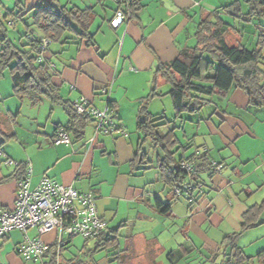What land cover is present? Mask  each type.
I'll return each instance as SVG.
<instances>
[{
	"label": "crops",
	"instance_id": "1",
	"mask_svg": "<svg viewBox=\"0 0 264 264\" xmlns=\"http://www.w3.org/2000/svg\"><path fill=\"white\" fill-rule=\"evenodd\" d=\"M48 1L23 0L25 9L18 22L24 24V30L32 22L30 9ZM234 1L140 0L135 15L114 28L111 20L118 7L114 0H71L77 6L95 10L91 26L95 43L89 46L80 39L51 42L45 57L53 64V79L73 102L84 97L91 107L104 110L109 100L113 101L115 120L123 124L125 131L96 134L94 123L83 139L55 144L57 128L69 119L60 105L44 97L33 104L29 98L16 97L12 90L4 97L0 94L4 99L0 105L3 128L15 132L1 146L0 211L14 208L20 180L28 177L30 188H35L47 176L79 191L92 192L109 231L118 230V244L123 251L115 258L111 246L101 250L96 254L103 252L101 257L95 255L99 264H223L224 238L239 231L243 214L264 200V113L250 112H261V108L249 107L248 96L233 87L225 96L216 97L212 112L204 118L191 119L197 124L195 136L203 137L191 154L206 152L214 170L211 175L207 171L202 173L193 205L181 197L174 199V191L161 179L158 155L151 157V164L145 168L133 170L132 160L141 133L137 130V140L131 134L141 99L149 95L155 84L159 93L169 91V82L161 75L157 77V66L176 59L183 48L196 46L200 22ZM239 1L243 11L248 12V4ZM11 10H15V0H0V20ZM222 17L234 22L231 16ZM255 19L247 24L252 32V26L257 29L264 25V18L258 19V23ZM256 37L250 36L254 44ZM13 95L20 103L13 105V99L6 104L5 97ZM158 97L149 104L153 113H160L153 101ZM192 141H196L195 137ZM216 148L218 156L213 153ZM6 158L15 163H6ZM20 165H24L23 170ZM215 165H220V170ZM245 169L254 173L248 183L244 177L240 181L234 178L243 175ZM24 170L26 175L22 176ZM157 199L164 205L171 201V211H160ZM22 235V230L13 229L0 239V264L27 262L19 252ZM41 238L48 244L54 243L57 232L50 231ZM75 238L81 237L70 239L65 248H70ZM81 239L82 254L86 239ZM92 239L87 242V250L94 248L96 240L91 244ZM238 240L249 259L247 264H264V219L244 231Z\"/></svg>",
	"mask_w": 264,
	"mask_h": 264
},
{
	"label": "trees",
	"instance_id": "2",
	"mask_svg": "<svg viewBox=\"0 0 264 264\" xmlns=\"http://www.w3.org/2000/svg\"><path fill=\"white\" fill-rule=\"evenodd\" d=\"M129 1H131L129 18L131 19L141 2ZM115 2L118 4L117 9L123 7L122 3ZM244 2L249 6L248 12H244L241 1L236 0L211 13L199 24L196 46L183 48L176 59L162 62L157 66V77L163 76L171 85L170 90L164 94H170L177 117L186 111L199 113L206 106L216 104L215 97L225 96L233 87L243 90L248 96L249 107H264V25L258 27L254 48H250L243 40L247 24L255 18H264V0H244ZM24 7L23 0H15L16 11H8L0 20V68L10 67L14 94L20 99L29 98L33 104H37L44 97L53 104L60 105L69 119L66 124L57 128V132L63 127L74 141L81 140L85 137L87 126L91 121H95V118L88 110L80 113L74 102L63 95L60 85L53 79L55 76L53 67L47 61L45 53L50 43L56 41L68 42L70 39H80V41L84 40L86 45H93L95 33L91 31V26L96 12L92 7L77 6L71 0H49L36 5L29 11L33 12L32 22L26 25L23 34L19 32L21 39L26 38L29 42L19 46L10 37L5 23L11 20V24L16 25ZM222 14L231 16L234 22L226 21ZM67 33L73 36L69 38L66 36ZM45 40L48 41L47 44ZM41 56L43 60L39 61ZM164 94L158 92L155 84L149 95L141 99L137 113V130L141 133V138L132 166L133 170H137L151 164L149 152L143 148L144 143L151 140L154 147L160 148L161 151L158 153L157 165L161 179L170 187V191H174V199H176L183 196L177 195L175 186L180 185L187 178L186 173L181 169L183 160L187 159L194 164V179L197 184L201 182L200 177L203 172H210L211 175L214 170L213 162L206 152L195 155L194 151L189 156L183 154L179 160L176 159L175 148L181 147L186 150L194 147V142L193 138H189L186 145L181 144L175 133V127L169 126L171 120L167 119L165 113H153L150 110L151 99ZM114 106L113 101L109 100L108 107L112 109ZM4 125L0 116V150L5 142L15 136V132L5 130ZM124 129L123 124L120 123L116 131H125ZM20 166L23 170L24 165ZM21 173L22 176L26 175L25 170ZM184 197H187L191 205L196 202L195 198ZM157 206L164 213L171 211V201L164 205L163 201L157 199ZM263 219L264 200L251 206L243 214L239 231L224 238L226 260L223 264H247L249 259L238 243L239 236L249 228L261 224ZM116 232L118 230L109 231L108 228L106 232L93 238L96 241L94 248L90 250H87L89 239H86L83 258L78 254L71 258H65L63 255L64 250L67 249L65 246L74 236L67 238L64 245L59 246L56 241L49 244L41 261L43 264H99L95 255L110 246L114 250L112 255L116 258L123 251L119 247ZM110 259L113 260L114 257L111 256Z\"/></svg>",
	"mask_w": 264,
	"mask_h": 264
},
{
	"label": "built area",
	"instance_id": "3",
	"mask_svg": "<svg viewBox=\"0 0 264 264\" xmlns=\"http://www.w3.org/2000/svg\"><path fill=\"white\" fill-rule=\"evenodd\" d=\"M114 1L122 3L123 6L117 9L111 20V25L118 28L131 16V1L126 0L125 3L124 0ZM45 43L47 44L48 41L45 40ZM41 60H43L42 56L39 61ZM74 106L80 113L88 110L94 116L96 134H110L120 126L115 120L113 110L108 106L104 110L90 107L89 101L84 97L74 102ZM53 142L70 144L72 138L68 131L60 127ZM0 153L3 154L1 150ZM5 162L15 163L11 158H6ZM214 168L220 170L221 166L215 165ZM181 169L186 173L187 178L180 185L175 186V192L177 195L193 199L195 190L201 187V184H197L194 179V164L187 159L183 160ZM107 225V220L99 214L96 197L92 192L79 191L71 185L58 183L47 176H44L35 188H30L28 177L20 180L14 208L0 211V239L13 229L22 230L25 240L19 252L26 261L41 260L49 248V244L44 242L41 236L50 231L57 232V243L60 246L64 245L71 236L95 238L107 231ZM30 228H36L39 236L31 238L28 234Z\"/></svg>",
	"mask_w": 264,
	"mask_h": 264
},
{
	"label": "rangeland",
	"instance_id": "4",
	"mask_svg": "<svg viewBox=\"0 0 264 264\" xmlns=\"http://www.w3.org/2000/svg\"><path fill=\"white\" fill-rule=\"evenodd\" d=\"M255 21L258 23L259 20L255 19ZM19 24H22V23L21 22H17V25L13 26L11 24V20H9L7 23H5V26L9 30V35L13 39L15 44H17L19 46H23L24 44H27L29 41L26 38L25 39L24 38L21 39V37H20L21 35H20L19 32H21L22 34L24 33V24H22L23 25L22 28H21V25L19 26ZM252 29H255V30H253V32H252L251 28L249 26H246V29H245V32H244V42L246 44H248V46L250 48H254L255 47V44L252 42L253 39H250V36H253L254 39H255L256 35H258V30H257L258 28L256 29V28H254L252 26ZM53 45H54V43H53ZM166 88L170 90V88H171L170 84H168ZM9 90L10 91L12 90L11 92H13V94H14L12 77H11V71H10V67L8 66V67H5L3 69L0 68V94H3L2 97H4L5 94H7V93H11ZM164 91H165V89H164ZM14 95L12 97H8V98L5 97L6 104L12 103L13 99H14V101H16L13 105H16L17 103H20L19 98H15ZM3 100H1V98H0V105H3ZM153 101H156L155 103H156V106H157V108L159 110L158 112L165 113L167 119L171 120V122L169 123V126L171 128L175 127V129H174L175 133H176L177 137L179 138L181 144L186 145V143H187L189 138L192 139V138L195 137L196 141L194 142V147H191V148L186 149V150L184 148H181V147L175 148V157H176L177 160H179L180 157L183 156V154H186V156L190 155L191 152L196 149V144L202 143L201 140L203 139L202 136H195V134H197L196 133L197 132V130H196L197 129V124L195 122L193 123V121L191 119L195 120V119H199V118H204L209 112H212V110L214 109V106L213 105L206 106L199 113H188L186 111V112H183L180 117H177L175 109H174L173 104H172V99H171L170 94H164L163 96H160V97L156 98V100H153ZM223 105L225 107L226 106V102H224ZM153 106H155V105H153ZM230 110H232V107H231ZM257 111L258 110L254 109V110H252L250 112L252 113V115H254L255 113H264V108H261L259 110L261 112H257ZM94 122H95L94 120L91 121V123L87 126V129L93 128L94 127ZM135 124H136L135 131L132 132L131 135L133 136V139L137 140V137H136V135H137L136 134L137 133V123H136V121H135ZM143 148L149 152L150 158L154 157V156H157L158 153L161 152L160 148H155L154 147V145L151 142V140H147L144 143ZM197 149H199V148H197ZM202 150L203 149L200 148V151H202ZM218 150H219V148H216L213 151L215 156H218ZM242 177H244L243 179H244L245 183H248L249 180L252 177H254V173H249V171H247V169H245V172H244L243 175H239L238 177H234V178L240 181V178H242ZM160 183H161L162 187L165 185L162 181ZM155 184H157V183H155ZM165 190H166V192L168 191L167 187L165 188ZM197 193H198V190L195 191V194H197ZM170 195H172V194L170 193ZM181 198H182L181 199L182 201H184L187 204H189V200L186 197H181ZM29 235H30L31 238L37 237L38 236L37 229L36 228H30L29 229ZM22 236L24 237V240H25V234L22 235ZM74 237H81V238L84 239V237L82 235H76ZM81 238H75L73 240V242H74L73 245H71L70 248L64 250L63 255H64L65 258H71L73 255H77V254L79 256H81V257L83 256L80 253L81 246H82V239ZM94 241L95 240L92 239V240H90V243L92 244V242H94ZM102 253L103 252H101L98 255H96L97 258L101 257ZM84 257H86V255ZM25 264H40V262L39 261L37 262L36 260L32 259V260L27 261Z\"/></svg>",
	"mask_w": 264,
	"mask_h": 264
}]
</instances>
